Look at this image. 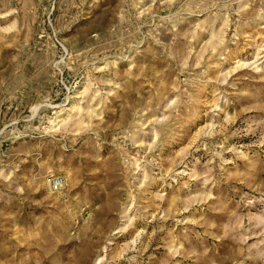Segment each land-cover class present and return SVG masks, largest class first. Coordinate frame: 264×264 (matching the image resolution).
I'll return each instance as SVG.
<instances>
[{"label":"rangeland","instance_id":"1","mask_svg":"<svg viewBox=\"0 0 264 264\" xmlns=\"http://www.w3.org/2000/svg\"><path fill=\"white\" fill-rule=\"evenodd\" d=\"M0 264H264V0H0Z\"/></svg>","mask_w":264,"mask_h":264},{"label":"built area","instance_id":"2","mask_svg":"<svg viewBox=\"0 0 264 264\" xmlns=\"http://www.w3.org/2000/svg\"><path fill=\"white\" fill-rule=\"evenodd\" d=\"M61 186H62V179L55 178L51 181V187L53 190L57 191L61 188Z\"/></svg>","mask_w":264,"mask_h":264}]
</instances>
